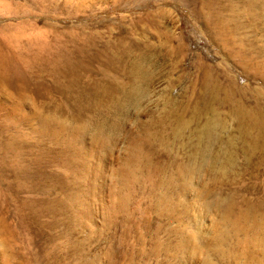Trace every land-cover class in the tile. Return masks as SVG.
I'll return each instance as SVG.
<instances>
[{"label": "rangeland", "instance_id": "374dc122", "mask_svg": "<svg viewBox=\"0 0 264 264\" xmlns=\"http://www.w3.org/2000/svg\"><path fill=\"white\" fill-rule=\"evenodd\" d=\"M0 264H264V0H0Z\"/></svg>", "mask_w": 264, "mask_h": 264}, {"label": "bare ground", "instance_id": "6f19581e", "mask_svg": "<svg viewBox=\"0 0 264 264\" xmlns=\"http://www.w3.org/2000/svg\"><path fill=\"white\" fill-rule=\"evenodd\" d=\"M227 210H228V209H227ZM223 215H224V214H223ZM218 235H219V234H218ZM218 235H217V236H218ZM220 238H221V237H220Z\"/></svg>", "mask_w": 264, "mask_h": 264}]
</instances>
